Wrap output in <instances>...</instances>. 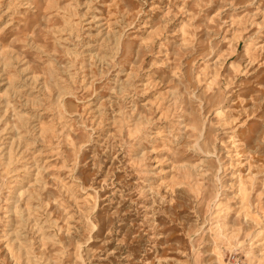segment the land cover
<instances>
[{
    "label": "rangeland",
    "instance_id": "1",
    "mask_svg": "<svg viewBox=\"0 0 264 264\" xmlns=\"http://www.w3.org/2000/svg\"><path fill=\"white\" fill-rule=\"evenodd\" d=\"M0 264H264V0H0Z\"/></svg>",
    "mask_w": 264,
    "mask_h": 264
}]
</instances>
